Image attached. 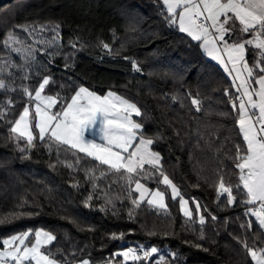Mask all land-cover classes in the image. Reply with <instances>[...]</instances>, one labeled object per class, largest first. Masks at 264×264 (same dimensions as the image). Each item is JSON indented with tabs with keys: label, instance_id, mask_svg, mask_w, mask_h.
Listing matches in <instances>:
<instances>
[{
	"label": "trees",
	"instance_id": "1",
	"mask_svg": "<svg viewBox=\"0 0 264 264\" xmlns=\"http://www.w3.org/2000/svg\"><path fill=\"white\" fill-rule=\"evenodd\" d=\"M9 33L15 39L5 46ZM24 46L36 55L14 75ZM248 51L253 67L264 58L254 46ZM0 63V246L10 235L45 228L55 236L45 249L59 264H255L248 249L264 248V227L236 187L235 146L244 148L232 107L236 88L200 42L171 22L162 0H0ZM259 73L254 69L253 81ZM45 77L43 91L57 96V107L81 86L134 102L162 167L145 166L129 184L123 171L40 140L38 130L28 145L12 127L29 104L24 90L33 94ZM160 172L179 190L175 199ZM135 179L164 192L166 208L147 199L133 204ZM130 248L139 260L120 255Z\"/></svg>",
	"mask_w": 264,
	"mask_h": 264
},
{
	"label": "snow or ice",
	"instance_id": "2",
	"mask_svg": "<svg viewBox=\"0 0 264 264\" xmlns=\"http://www.w3.org/2000/svg\"><path fill=\"white\" fill-rule=\"evenodd\" d=\"M162 4L170 14L171 22L178 23L180 31L194 41L201 42L207 55L218 60L227 69L229 65L221 55L225 53L227 61L236 73V78L239 80L236 91L240 95L237 96V100L232 101V107L238 109L237 126L244 142L243 149L239 144L235 146L237 160L235 168L239 170V183L236 187L248 197L245 203L253 205L248 210V214L255 216L259 224L264 227V74L256 79L259 90L250 91L252 85L248 80L253 78V67H249L245 59L246 45H254L260 50L261 57H264V0H162ZM237 22L241 26L240 31L252 34L253 38L230 44L225 37L232 35L233 26ZM14 39L12 33H9L8 39L3 43L8 46ZM104 47L107 48L108 45L105 44ZM16 51L19 52L20 49ZM241 68L246 72L248 79L245 78ZM259 71L264 73V67H259ZM229 74L231 75V72ZM233 83L235 84V80ZM48 84L49 78H43L35 91L34 99L40 103L35 104L34 115L30 114L28 107H25L12 127V132L26 138L28 145H32L33 140L36 139L31 130V121L35 120L40 140H44L47 136L60 145L92 157L100 165H105L115 172L123 171L127 174L125 178L129 184L133 183V174L142 178L141 173L146 164L154 169L162 167L160 154L151 151L149 147L153 144V140L145 139L143 136L138 137L142 125L134 122L131 117L133 114L139 116L141 113L134 103L114 92L101 96L80 87L66 106L52 114L49 110L58 103L56 97L41 96ZM5 87L4 81L0 80V89ZM24 91L32 98L31 92L27 89ZM254 96L257 99H253ZM199 103L196 99L192 100L193 105L198 106ZM95 129L99 130L101 141L99 143L96 139L88 137V133ZM103 175L105 173L101 172V176ZM159 175L162 178L160 182L170 186V196L173 199L179 196V190L168 176L163 172ZM134 183V191L138 193V198L132 201L133 204L139 205L150 194L151 198L146 200L149 205L166 208L165 194L159 188L152 191L145 187L140 179H135ZM219 188L223 194H226L229 204L235 202L232 188L225 186L223 178L220 180ZM180 203L184 215L191 217L188 201L181 197ZM195 207L199 212L200 205L196 203ZM200 223H204L202 215ZM29 235L35 236V242L31 246L25 244V238ZM53 240L55 236L42 229L35 233L24 232L5 239L3 245L6 248L14 244L16 246L12 251H0V264H6L8 258L14 264H58L51 258L50 253L41 251L43 244ZM245 247L247 248V245ZM157 251L158 249L152 248L150 253ZM248 252L255 264H264V249L259 253L252 249H248ZM150 253L144 252V257H148ZM120 255L125 260L140 259L131 248ZM82 264L89 262L83 261Z\"/></svg>",
	"mask_w": 264,
	"mask_h": 264
},
{
	"label": "rangeland",
	"instance_id": "3",
	"mask_svg": "<svg viewBox=\"0 0 264 264\" xmlns=\"http://www.w3.org/2000/svg\"><path fill=\"white\" fill-rule=\"evenodd\" d=\"M244 35H241V37L244 39L245 37H243ZM35 55H36V49H34V48H30V47H28V46H24L22 49H21V56H20V60H19V63L18 64H16L15 65V72H13L12 74H16V72L17 71H19V70H21V68H24V69H26L27 68V66H28V63H31L32 61V59L35 57ZM3 66V65H5L6 66V64L5 63H0V66ZM30 66V65H29ZM6 69H7V67H5ZM22 71V70H21ZM26 70H23V73H24V75H26ZM0 75H1V72H0ZM0 80H3L1 77H0ZM4 81V80H3ZM5 83V82H4ZM42 83V82H41ZM6 84V83H5ZM39 87V86H38ZM38 87H37V89H38ZM81 87H84V86H81ZM80 88V87H79ZM84 88H87V87H84ZM36 89V90H37ZM89 91H92V92H95V93H97L96 91H94V90H92V89H89V88H87ZM29 92H31L29 89H27ZM35 90V91H36ZM79 90V89H78ZM77 90V91H78ZM76 91V92H77ZM75 92V93H76ZM108 92H114V93H116L118 96H120V97H123L122 95H120L119 93H117L115 90H113V89H110V90H108V91H106L105 93H97L98 95H101V96H103V95H106ZM74 93V94H75ZM73 94V95H74ZM72 95V96H73ZM34 96H35V92L32 94V98H30L29 99V104L26 106V107H28L29 108V111H30V114H33L34 115V108H35V104L36 103H40L39 101H36L35 99H34ZM41 96L42 97H46V96H52V95H47V94H45L44 92H42L41 93ZM71 96V97H72ZM55 97V96H54ZM71 97H69L68 99H66L65 101H64V103L62 104V106H60V107H57L56 109H55V112H57V111H60L64 106H66V104L68 103V102H70V99H71ZM124 99H126V100H128V101H130L131 103H134V102H132L131 100H129V99H127V98H125V97H123ZM57 99V101H58V98H56ZM135 104V103H134ZM136 105V104H135ZM55 106V105H54ZM54 106L52 107V109H50L49 111L52 113V114H54L55 112L53 111V108H54ZM137 106V105H136ZM41 107H43V103H41ZM138 107V106H137ZM139 108V107H138ZM30 119H31V116H30ZM131 119L134 121V122H136V123H139V121L137 120V119H135V114H133L132 115V117H131ZM139 124H141V123H139ZM142 125V124H141ZM31 130H32V132H33V134L35 135L36 134V131L38 130L36 127H35V120H32L31 121ZM99 130L98 129H95V130H93V131H91V132H89L88 133V137L90 138V139H96V141L99 143V142H101L100 141V137H99ZM138 137H139V133H138ZM129 151H131V149H129ZM152 190V189H151ZM156 190V189H155ZM154 190V191H155ZM153 191V190H152ZM161 191V190H160ZM165 194V193H164ZM151 198V196H150V194L149 195H147L146 196V198L145 199H150ZM182 198L184 199V200H187L188 201V208L190 209V205H189V199L187 198V197H185V196H182ZM165 204H166V199H165ZM182 209V208H181ZM191 210V209H190ZM183 211V210H182ZM184 213V212H183ZM43 230L44 232H47V233H51L53 236H54V234H53V232H51V231H49V230H47V229H45V228H38V229H36L35 231H33V230H28V231H25V232H30V233H35L36 231H38V230ZM24 233V232H23ZM20 234H22V233H16V234H13V235H10V236H8V237H6L5 239H10L12 236H14V235H20ZM31 237H33L32 239H30ZM4 239V240H5ZM35 242V236L34 235H29L27 238H25V244H27V245H29V246H31V244L32 243H34ZM52 242V241H51ZM50 242V243H51ZM18 243V242H17ZM50 243H47V244H43L42 245V247H41V251H43V252H46V253H48L47 251H46V249H45V247L47 246V245H49ZM16 245L14 244L12 247H10V248H6L5 246H0V251H12L13 249H14V247H15ZM23 246H21V248H22ZM128 249H126V250H122L121 252H119L120 254L121 253H123V252H126ZM135 250V249H134ZM142 252H143V254H144V251L143 250H141ZM135 254H140V253H137L136 252V250H135ZM51 258H53V256H51ZM53 259H55V258H53ZM56 260V259H55ZM128 260H131V259H128ZM57 261V260H56ZM83 261H88L89 262V260L88 259H83V260H81V261H79V262H77V263H75V264H82V262ZM58 262V261H57ZM6 264H14V262L10 259V258H8L7 260H6ZM59 264V263H58ZM110 264H112V263H110Z\"/></svg>",
	"mask_w": 264,
	"mask_h": 264
},
{
	"label": "crops",
	"instance_id": "4",
	"mask_svg": "<svg viewBox=\"0 0 264 264\" xmlns=\"http://www.w3.org/2000/svg\"><path fill=\"white\" fill-rule=\"evenodd\" d=\"M231 23L232 22H230V25H231ZM240 25H239V23L237 22L234 26H233V32H232V35L229 37V36H226L225 38L228 40V42L231 44V43H233V42H236V43H239V42H243V41H245V40H248V39H252L253 38V36H252V34H246V33H243V32H241L240 31ZM241 35H244L243 37H245L244 39L241 37ZM200 44H201V42H200ZM249 46H254V45H246L245 47H246V55H245V59H246V61H247V64H248V66L249 67H253V65H251L249 62H248V53H249V51H248V49H249ZM201 47H202V45H201ZM202 50H203V52L207 55V53H206V51L204 50V48L202 47ZM258 50V49H257ZM258 52V54H260V50H258L257 51ZM257 54V55H258ZM221 55L222 56H224L225 57V63H227L229 66H228V68L227 69H225V67H224V65H222V64H220L219 63V61L218 60H216V59H214L213 57H211V56H208L207 55V57L208 58H210L211 60H213L214 62H216L226 73H227V75L231 78V80H232V82L235 80V84H234V86H235V88L237 87V86H239V80L236 78V73H235V71L232 69V67H231V64L227 61V59H226V54L225 53H221ZM257 55H255V59H256V57H257ZM261 61V60H260ZM260 61H258V63L256 62V65H258V67H253V73H254V69L256 70V72H257V69H259V67H262L263 65H264V58L262 59V61H261V63H260ZM239 66V65H238ZM241 71L244 73V76H245V78L246 79H248L247 78V74H246V72H244V70H243V68H241ZM229 72H231V75L229 74ZM262 74H264V73H259L258 75H256V77H255V80L253 81L252 80V78L251 79H249L248 80V82L252 85V88H250L249 90L250 91H252L253 89H255V90H259V86L256 84V79L259 77V75H262ZM88 88V87H87ZM90 89V88H89ZM44 92V91H43ZM45 93V92H44ZM98 93V92H97ZM236 93H237V91H236ZM46 94V93H45ZM47 95H49V94H47ZM52 96H55V95H52ZM56 98H57V96H55ZM253 99H257V97L256 96H254L253 97ZM57 108V104L54 106V108H53V111L55 112V109ZM135 116H137V115H135ZM89 136V135H88ZM139 136H142V134H141V130L139 131ZM145 139H150V138H147V137H145V136H143ZM152 140V139H151ZM136 143H138V140L136 141ZM133 147H134V145H133ZM150 147V149H151V151H153V152H157V153H159L158 151H155L153 148H152V145H150L149 146ZM132 150V149H131ZM160 154V153H159ZM160 157H161V159H160V165H161V160H162V156H161V154H160ZM145 166H148V167H151V166H149V165H145ZM152 169H154L153 167H151ZM140 182L142 183V184H144L145 185V187H147L148 189H150L151 190V188L146 184V183H144L143 181H141L140 180ZM153 191L155 190V189H152ZM262 249H264V248H262ZM262 249H252V250H255V251H257L258 253L260 252V250H262ZM255 262V261H254ZM106 264H110V263H106Z\"/></svg>",
	"mask_w": 264,
	"mask_h": 264
},
{
	"label": "built area",
	"instance_id": "5",
	"mask_svg": "<svg viewBox=\"0 0 264 264\" xmlns=\"http://www.w3.org/2000/svg\"><path fill=\"white\" fill-rule=\"evenodd\" d=\"M240 95L239 93H237V96Z\"/></svg>",
	"mask_w": 264,
	"mask_h": 264
}]
</instances>
